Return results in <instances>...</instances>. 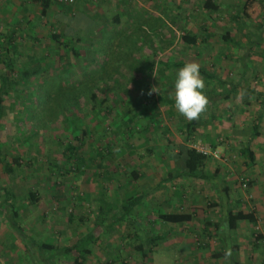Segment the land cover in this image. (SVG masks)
I'll return each instance as SVG.
<instances>
[{
  "label": "rangeland",
  "instance_id": "obj_1",
  "mask_svg": "<svg viewBox=\"0 0 264 264\" xmlns=\"http://www.w3.org/2000/svg\"><path fill=\"white\" fill-rule=\"evenodd\" d=\"M99 1L100 3L97 0H92L89 3L91 4L89 8L86 7L83 1L79 5L80 7L77 8V14L85 13L86 19L94 14H99L101 15L99 24H101L105 21V18L110 20L117 13L121 15V23L110 26L107 24L105 27L107 31H105L113 39L107 38L102 41L99 31L101 26L91 19L90 24L85 23L84 19L81 18L84 26L82 27L83 31H80V35H83V38L87 40L84 44L82 43L83 47L81 51L84 53L86 49L90 48V43L88 44L90 38L87 37L91 34V32L88 33L90 31L89 28H92L93 33L96 32L93 39H99V45H102L107 52L113 49L115 51L121 50L124 47L121 46L124 39L118 42L114 38H123L129 32H134L133 25L139 17L141 21H138L143 24V37L146 36L149 40L152 39L154 44L153 49H151V42L146 40L148 47L143 52L137 50L138 54H143L141 58L146 66L149 64L150 58H154L153 60H155L154 65L145 74L141 75V84L145 92L148 93V97L145 96L146 99L144 101L147 102L148 107L151 109L148 114H153L152 118L149 117L146 120L153 121L155 119L158 122L155 125L154 123L151 124L148 130L143 129V131L140 130L141 125L139 122L137 124L139 128H136L139 131L135 132L134 137L127 142V145L123 144L122 140L115 141L116 145L114 146L113 156L110 159L109 170L111 171V175L109 179H105L107 177L104 175L102 168L83 167L82 172L70 169L72 166L71 161L68 159L67 153H65L67 143L73 141V136L81 135L82 129L100 131L102 127H112L110 119L105 120L100 117H94L97 114L92 115L90 113V105L84 102L85 97L83 95H85V91L81 89L82 87L73 93L81 95L80 100H78L82 106L80 111L71 107L70 102H66L67 100L64 98V95L56 103L52 102L46 114L42 112L44 104L40 103V95L38 94L39 87L37 85L42 82L40 79L30 78L31 85L28 86L27 91L29 92L27 93L31 92L32 94H29V96L25 94L26 92H19L20 88L16 89L15 94L8 97L4 103V115L0 127V144L3 151L8 155L9 160L14 158L21 159V169L18 168L16 172L8 175L0 165V186L1 188L9 187L14 191L15 197L12 199V204L18 213L16 224L19 226V229H15L14 225L12 226L6 219V205L3 202L5 194L3 191H0V264H42L36 244L49 243L62 246L79 239L81 235L93 227L94 216L98 209L97 196L100 193H105L110 198L121 199L131 192L132 188L136 185L131 186L129 184L130 175L128 172L133 169L132 167L137 168L142 165L141 171L143 177L137 185H140L143 189L157 186L168 172L174 170L176 165L174 164V157L171 156L174 153L168 149V145L174 147L175 152L178 150V145L181 144L189 146L201 144L209 148L212 158L209 160L207 172L212 173L216 169L220 170L219 178L225 177L227 184L231 183L229 185L233 187L232 196L235 199V204H237L234 205L237 209L250 211L254 207L250 203L245 204L243 202L244 197L250 202L251 198L249 195H252V186L247 191L240 183L242 178L252 177L257 179L256 185L260 188L264 185V161L259 157H255L254 163H251L247 156L243 155L239 149L243 142V137L245 141L251 138L252 135L249 132L251 128H248L249 135L245 136L240 133V136H242L240 140L239 135H233L235 127H240L242 124L246 126L244 123L246 117L250 116L253 120L261 113V110H259L253 118L246 110L251 109L252 113L255 111L254 107H258L257 102L259 98L261 100L258 91L260 92L262 87H264V30L263 37L256 33L259 32V24L264 19H260V21L245 19L248 28L243 29V32L247 34L251 32L250 35L244 34L247 36L245 37L239 31L236 23L230 18L236 9L240 7L242 0H217V3L221 7L216 12H210L204 8L205 0ZM59 7H64V5H60ZM17 10L20 11L19 7L14 10L12 7L5 8L2 5L0 6V31H11L14 24L16 27V23H20L24 19L22 12H17ZM173 13L179 17H173ZM152 21L155 23L154 25ZM203 27H206L208 30L207 33L202 35V37L205 36V41L200 40L195 45H189L182 38L186 31L199 36L202 33ZM16 29L18 31L15 34V40L16 43L17 40L22 43L19 50L23 53H31L32 50L39 48L43 50L45 48V43L47 42V37L45 36L49 29L47 26L40 28L37 32V35L43 39L44 43L26 41L23 38V31L19 28ZM226 30L230 31V34L237 38V40L241 38L239 40V47L232 42H226L222 38ZM249 36L250 40H260L254 49H250V51L248 44ZM167 41H170L171 45L166 44ZM117 43L120 44L118 47ZM158 44H166V48L159 51L156 47ZM55 47L57 48L58 45H55ZM91 47V50L96 49L94 45H91ZM137 47L138 44L134 49ZM247 52L250 56L252 55L251 53H257V55L250 58L246 56ZM102 53L104 51L99 49L97 58L94 57L96 58L95 63L91 66L88 62H83L82 68L76 64H72L67 68L66 74H63L62 70L59 72L54 70L51 76H59L63 80L68 79L70 82L68 86L76 84L78 80L88 78L90 74L89 70L93 68L98 70V72L101 70L100 67L103 59H105ZM89 54L90 56H88L92 58L93 54L91 51H89ZM226 55L228 57H225ZM260 55L262 58L259 57ZM243 56H245V60L243 61L248 68L245 75L246 81H241V85L254 88L255 92L253 94L249 93L248 95L246 93L247 90L244 92V95H247L244 98L245 102L249 101V103H253V108L246 107L247 109H244V111H239L240 108H245V104L241 102V96H243L241 94L229 100V102H223L222 106L218 109L220 121L218 123H215V121L211 123L207 116L203 117L200 129L197 130L194 138L186 141V130L182 120L187 121V119L175 107V76H171L169 79L157 77V68L163 65L162 63L172 65L180 61L186 63L197 62L207 71L224 77V79L229 78V80L237 82L241 75L240 69L237 68L244 67L243 62L239 59ZM249 59L250 62L248 61ZM55 60H59V58H55ZM109 69L108 74H112V71ZM171 69L167 71V74L175 72ZM123 72L126 73L127 71L123 70ZM103 75L107 76V74ZM86 79L82 81L86 82ZM118 80L120 88L115 89L117 91L111 89V87H114L111 80L108 81L107 79L105 83L97 82L96 84L99 86L106 85L102 94H107L112 104H118V98H116L118 94H121L120 96L125 102H129L130 104L139 103L144 94L142 95V92L136 89L135 85L137 82L131 81V84L125 88L123 84L124 79L118 77ZM88 82L90 83L88 87L93 85L92 80L88 79ZM220 89L221 87L218 88V90ZM69 91L70 89H68ZM16 93L21 95L17 96ZM61 106H64L66 111L68 108V111L65 112L66 116H64L65 114H59ZM118 106L117 110L120 107L123 108L121 103ZM230 107L233 108L230 109ZM237 111L238 113H235ZM232 112L237 114L234 115L235 120L240 121L235 122L233 119H230ZM77 123L81 127L75 129L74 125ZM246 130V127H244L241 131ZM73 142V146H79L77 142ZM170 142L172 145L169 144ZM105 144H107L106 139L98 145L102 147ZM249 144L251 148L254 147L253 139ZM210 146H213V148ZM82 148H84L82 152H89V147L85 146ZM147 148H151L154 151L148 155ZM95 163L97 162L95 161L94 165ZM58 168L60 171L57 173L56 170ZM93 172H96V174H93ZM251 181L254 180L251 179ZM166 185L168 189H165V192L161 189L160 193H158L160 194L159 197L149 202L150 207L153 208L150 217L148 210L145 208L139 210L140 216L137 219L140 220L141 225L137 232L143 238L145 232L149 230L148 220L155 219L157 211L159 212L160 209L162 211L176 212L188 207L184 204L189 198L195 197L197 205H199L201 200L205 199L206 201H203L205 206L200 207L198 213V218L200 219V217L204 216L205 209L210 207L208 206V202L214 197L213 187L201 180L193 181V179L185 177L168 182ZM31 191H35L38 195L36 203H32L28 199L27 193ZM176 191L177 193H175ZM171 197H173V202L175 203L168 206L170 202L168 200ZM163 198L164 201H162ZM209 209L211 215L208 213L207 218L215 220L212 212L216 209L212 207ZM69 213L74 214L75 218L73 221H69ZM200 213H202V216H200ZM80 217L86 218V220L82 222L79 219ZM199 219L195 221L199 222ZM262 225L261 222L256 223L255 226L251 223H246L244 231L238 233L241 240L236 242H238L241 248L240 255L238 256L240 260H245L248 256L247 258L253 259L250 264H264V240L256 247L251 242L250 236L249 242L242 238L245 237V232L249 235V232L253 229L263 232L264 225ZM161 226L157 225V230L160 229L162 232H168L165 234H170L168 235L169 237L167 236V242L163 248L156 249L155 253L150 254V261L145 262L141 258V254L134 251L132 247L127 246L128 242L122 240L123 235L136 231L134 225L127 226V224H124L120 226L119 230H104L102 233L101 231L99 232L101 233L99 240L93 245V254L88 257L86 264H107L112 256L117 258L116 254L120 253L119 249H123L121 253L123 260H119L115 264H123V261H127V264H180L178 259L182 258V253L186 252L192 257L196 255H202L203 258L210 256V251L202 250V252L197 249V244H194L196 238L195 236L189 237V230H184L185 235L189 238L186 239L178 234V231L181 230L179 226L172 225L171 229L168 228L167 230L165 226ZM132 244L135 245L136 241L132 242ZM210 244L212 246L210 249L212 250L216 249L220 243L218 238L214 236L210 240ZM254 258L257 259L255 260ZM60 260L62 259H58L57 262L59 263ZM194 261L195 258L191 263L197 264ZM220 262L221 260H214L207 262V264H221ZM199 263L206 264L203 260ZM64 264L68 263L64 261Z\"/></svg>",
  "mask_w": 264,
  "mask_h": 264
},
{
  "label": "trees",
  "instance_id": "obj_2",
  "mask_svg": "<svg viewBox=\"0 0 264 264\" xmlns=\"http://www.w3.org/2000/svg\"><path fill=\"white\" fill-rule=\"evenodd\" d=\"M30 1L34 4H38L40 11L34 13L32 10L30 11V9L28 10L26 8V2H22L23 5H25V7L22 6V16H24V19L21 20L20 23H16V27L14 24L11 28V31H0V127L4 115V103L6 102L7 98L11 95H14L16 89L18 88H20L19 92H26L25 94L27 96L32 94L31 92L27 93L29 92L27 91L28 86L31 85L30 78L40 79L42 81L38 83L37 86L39 87L38 94L40 95V103L44 104H42L44 106L42 110L44 114L47 113L52 102L56 103L64 95V98L67 100L66 102H70L71 107H74L76 110L80 111L82 106L78 100H80L81 95L79 96L73 93L82 87L81 89L85 91V95H83L85 97L84 102L90 105V113L92 115L96 113L97 115H94V117H100L105 120L110 119L112 127H102L100 131L82 129L81 135L73 136L72 138L73 141L77 142L79 146L75 147L73 146V141L69 142L66 145L65 153H67L66 155L71 161L72 166L70 169L75 170L76 172H82L83 167L102 168L104 175L107 177L105 179H109L111 175V171L109 170L111 164L110 159L113 156V151L115 148L114 146L116 145L115 141L122 140L123 144L127 145V142L134 137L135 132L139 131L136 130L138 127L137 124L139 122L141 125V131H143V129L148 130V127H150L151 124L154 123L155 125L158 122L155 119H153V121L146 120L147 118L149 119V117L152 118L153 114H148L151 109L148 107L147 102L144 101L146 99L145 96H147L148 93L145 92L144 87L141 84V75L145 74V72L154 65L155 60H153L154 58H150V62H148L149 64L146 66V64L143 62V59L141 58L143 54H138L137 52V50L143 52L145 48L148 47V45H146L147 41L151 42L150 48L153 49V40H149L146 36L143 37V24L140 22L141 20L138 17L136 23L133 25L135 30L134 32H129V34H126L123 38H114V40L118 42L124 39V42L121 43L123 44L121 46L124 47L121 50L118 49L115 51L113 49L112 51L107 52V50H105L102 45H99V39H93L96 32L93 33L92 28H89L90 31L88 33L91 32V34L87 36L90 38V42H88V44L90 43V48H92L91 45H94L96 49L91 50L89 48L83 53L81 48L83 47L82 45L84 42L87 40L83 38V35H80V31L84 26V22L90 24L91 19L95 21L97 25L101 26L99 31L102 36V41L107 38L113 39V37L108 35L106 32L107 29L105 27L107 24H109V26L113 24H120V14L116 13L115 16H113V18L110 20L105 18V21L99 24V19L101 17L99 14H94L88 19L85 18V13H82L83 15L77 14V8L80 7L79 5H81L84 0H76L72 4L64 5V7H59L61 4H55L52 0ZM88 1L92 2V0ZM54 4L56 7L53 9ZM220 7L221 5L217 3V0H205L204 2V8L210 12L219 11ZM80 15H82V17H80ZM172 16L179 17L175 15V13H173ZM81 18L84 19V22H82ZM230 18L236 23L243 36L250 35L251 32H249V34L243 32V29L248 28L245 19L251 21H260V19H264V0H242L240 7L236 9L235 13L230 16ZM133 22H135V20H133ZM154 24L155 23L153 22V25ZM45 26H47L49 29L45 36L47 37V42L45 43V48L43 50L39 48L32 50L31 53H23L19 50V47L22 43L18 42V40L16 43L15 34L18 31L16 28H19L23 31V38L26 41L44 43L43 39L41 37L39 38L37 35V32L40 28ZM259 28V32L256 33L263 37L264 20L259 24ZM207 32L208 30L206 27L202 28V33L199 36L190 31H186L184 32L182 38L187 44L195 45L200 40L205 41V36L202 37V35ZM222 38L226 42H232L238 47L240 45L239 40L241 38L237 40V38L233 37L228 30H226ZM248 41L250 51V49H254L255 45H257L260 40H250L249 36ZM137 44L138 47L134 49ZM166 44L171 45V42L167 41ZM166 44H158L156 47L159 49V51H162L166 48ZM55 45H58V47L56 48ZM119 45L120 44L117 43V47ZM99 49L104 51L102 54L105 56V59H103V63L100 67L101 70L99 72L94 68L89 70L90 74L88 78H84L86 79V82H83L82 80L84 79H81L78 80L76 84H71L68 86V84H70L68 79L63 80L59 78V76H51V73L54 70L56 72L62 70L64 72L63 74H66L68 71L67 68H69L72 64H76L80 68H82L83 62H88L90 66L93 65L97 58L96 56L98 55L97 52ZM89 51H91L93 54L92 58L89 57ZM251 54L252 57L257 55V53ZM246 56L251 58L248 52L246 53ZM225 57H228V55ZM259 57L262 58L261 55ZM55 58H59V60H55ZM241 58L239 59L243 62L244 67L237 68L241 71L240 79L237 82L231 81L229 78L224 79V77H220L217 74L211 73L201 66V75L206 82V95L208 97L209 103L206 111L201 115L199 120H182L183 126L186 130V141L192 140L194 138L197 130L200 129V124L202 123L203 117L207 116L209 122L211 123L216 120L220 121V112H218V109L220 106H222L223 102H229V100H232L234 97H238L241 94L243 95L241 96V102L242 104H245V108H240L239 111L242 112L244 109H247L246 107L251 105L249 101L245 102L244 98L247 95H244V92L247 90L246 93L249 95V93L253 94L255 90L254 88L246 87V85H241V81H246L245 75L248 68L243 61L245 60V56ZM248 61L250 62V59ZM185 63L186 62L183 61L172 65L169 63H162L163 65H160L157 68V77L169 79L171 76H175L176 72L181 67H183ZM108 68H110L109 70L112 71V74H108ZM171 68L175 72L173 74H167V71ZM123 70H126L127 72L124 73ZM103 74H107V76ZM128 75L130 76L128 77ZM118 77L124 79L123 84L125 88L131 84V81L137 82L135 85L136 89L141 91L142 95L144 94V97H142L139 103L130 104L129 102H125V100L120 96L121 94H118L116 96V98H118V104L115 105L111 103L107 94H102V92L104 93V87H106V85L104 84L99 86L96 83H105V80H111L114 86L111 87V89L117 91L115 89L120 88L118 85ZM88 79L92 80L93 83V85L90 87H88L90 84ZM148 84L150 83L148 82ZM220 87L221 89L218 90ZM68 89H70L69 92ZM41 91L42 96L45 95L44 97L41 96ZM16 94L17 96L21 95L19 93ZM258 95L261 96V100L259 98L258 102L261 101L262 105H264V87H262L260 92L258 91ZM120 103L123 108L120 107V109L117 110V107H119L118 105ZM232 108L230 107V109ZM114 110L115 113L113 114ZM67 111L65 110L64 106H61L59 114H65ZM235 113H238V111ZM233 114L234 113H232V115ZM64 116H66V114ZM262 122H264V112L261 111L256 119L251 121L248 120L245 123L247 130L241 132L245 136L249 135V132L252 135L249 140L247 139L248 141L242 142L241 146L239 147L241 153L247 156L251 163H254L255 161V152L249 143L252 139L260 136V127ZM78 125L79 123L74 125L75 129L81 127ZM249 127L251 129L248 132ZM246 132L248 133L246 134ZM105 139L107 140V144L102 147L99 146L98 144H100ZM169 144L172 145L171 142ZM198 145L206 148L201 144ZM85 146L89 147V152H82L84 148L81 149V147ZM129 147L131 146L129 145ZM177 148L178 150L175 152L174 147L168 145V149L174 153L171 154V156L174 157V164L176 165L174 170L172 172H168L166 176L161 179V182L157 184V186L154 188L143 189L140 187V185H137L140 183L139 181L143 177V173L141 171L142 165L139 166L140 168L132 167L133 169L128 172L130 175L129 184L131 186H134L135 184L136 185L132 188L130 193H127L125 197L121 199L110 198L105 193H100L97 196L98 209L94 216L93 227L89 231L81 235L80 238L73 243L62 246L49 243L36 244L39 257H41L39 259L42 260V264H64V261H66L68 264H86L88 257L93 254V245L98 242L101 233L104 230H119L120 226L124 224H127V226L134 225L136 227V231L134 233L128 232L125 235L122 234V240L128 242L129 244L127 246L132 247L134 251L141 254V258H143L145 262L150 261V254L155 253L156 249L163 248V244L165 243L167 236L170 234H165L168 232H162L160 229V231L157 230V225H162L161 227L165 226L166 230L168 228L171 229L172 225H174L188 229L190 233L189 237L195 236L196 242L194 244H197L196 247L199 249V251H210V256H206V258L203 259L204 263L207 264V262L214 260H224L225 264H243L240 261H237V257L240 255V245L236 243V241H234L231 237L237 230L239 224L242 222L251 223L254 226L256 225L257 222L255 209L252 208L250 211H246L235 208L234 205L237 204H235V199H233L232 196L233 187L229 185L231 183L229 182V184H227L225 177L219 178L220 170L218 171L216 169L212 173L207 172L209 160L212 158L211 153L205 154L199 151L193 145L189 146L181 144L178 145ZM211 148H213V146ZM146 151L148 155H150V153H152L154 150L147 148ZM95 161L97 163L94 165ZM0 165L3 171L10 175L16 172L18 168L21 169V159L14 158L9 160L8 155L3 151L0 144ZM117 166L119 165L117 164ZM59 171L60 169L58 168L56 172L58 173ZM93 174H96V172H93ZM185 177L193 179V181L201 180L213 187L216 197L208 202V206L217 208L218 222L213 223L214 230H209V228L212 227V223L209 222V220H206V217H204L205 220H202L203 218L199 219L197 217L198 212L195 210L192 212L183 208V210L176 212H165L160 209L159 212L157 211V216L155 219L148 220L149 230L145 232L144 238L141 237L142 235L137 232L141 225L140 220L137 219L140 216L139 210L145 208L148 210V215L150 217L151 210L153 208L150 207L149 202H152L151 200L153 199V194L156 192L160 193L161 189L167 190L168 187L166 183ZM240 183L242 186L245 183L247 186L245 188L247 191H249V187H251L252 183L254 182L251 181V179L249 180V178H242ZM0 191H3L5 194L3 202L4 205H6V219L10 224H12V226L14 225L15 229H19V226L16 224L18 213L12 204V199L15 197L14 191L9 187L1 188V186ZM175 193H177V191ZM27 196L28 199L32 201V203H36L38 201V195L35 191L27 193ZM68 216L69 221H73L75 218L73 213H69ZM79 219L82 222L86 220V218L82 217ZM196 219H199V222H196ZM100 231L101 233H99ZM201 231H206L207 235H211L212 237L215 234L219 240V246H217L216 249L211 250L210 248L212 246L209 239H204L203 235H201ZM252 231V238L254 239L252 243L257 247L258 244L264 240V235L261 231H256L254 229ZM134 241H136L135 245L132 244ZM119 250L120 253L116 254L117 258L112 256L107 264H115L119 260H123L121 255L123 249ZM189 255L190 254H187V252L182 253V258L178 259V262L180 264H192L191 262L195 256L192 257ZM60 258L64 261L60 260L58 263L57 261ZM123 262V264H127V261ZM194 262L200 264L199 259L197 260L195 258Z\"/></svg>",
  "mask_w": 264,
  "mask_h": 264
},
{
  "label": "crops",
  "instance_id": "obj_3",
  "mask_svg": "<svg viewBox=\"0 0 264 264\" xmlns=\"http://www.w3.org/2000/svg\"><path fill=\"white\" fill-rule=\"evenodd\" d=\"M22 2H26V8L29 10L30 9V11L32 10V12H34V13H37V12H39L40 10V7H39V5L38 4H34V3H32L30 0H0V6L2 5L3 7H5V8H8V7H12V8H14V10H16V9H18V7H19V9H20V11L19 10H17V12H22L23 11V7L22 6H24L25 7V5H23V3ZM97 2L98 3H100V1L99 0H97ZM84 3H85V5H86V7L87 8H89L90 6H91V4H89V3H91L90 1H88V0H84ZM54 7H56V5L55 6H53V8ZM27 10V11H28ZM24 13V12H23ZM258 103V107H254V112H256V113H252V110L251 109H247L246 111H248L247 113L249 114V115H251V116H253V118H254V115H256L257 114V112H259V110H261L262 112H264V105H262V103L261 102H257ZM249 108L250 107H252L253 108V103H251V105H249L248 106ZM233 113V112H232ZM234 115H237V114H233L232 116H231V114H230V119L232 120H234L235 122L236 121H240V120H235V116ZM239 116H240V114H239ZM248 119H251L252 120V117H250V116H248V117H246V119H245V122L244 123H246L247 122V120ZM220 120V119H219ZM251 120H249V121H251ZM219 121H215V123H218ZM212 125H214V124H212ZM244 124H242V125H240V127L238 126V127H235L234 128V130H233V135L234 134H236V135H239L238 137H239V140H240V137H242V136H240V133L242 132L241 130H243V128L245 127V126H243ZM243 126V127H242ZM224 131H226V130H224ZM248 133V132H247ZM235 135V136H236ZM228 137H229V135H228ZM243 142H245V138L243 137ZM253 144H254V147L252 148L253 150H254V152L255 151H257L256 152V154H255V157H259V158H261L263 161H264V122H262V124H261V127H260V136L259 137H256V138H254L253 139ZM259 152V153H258ZM260 153H262V154H260ZM263 165H264V163H263ZM249 179H253L254 181V183H252V184H254V185H252V187H251V191H252V195H249V197L251 198H249L248 196V199H250V202H248L247 200H246V198L244 197V200H243V202L245 203V204H251L252 206H254L253 208L255 209V212H256V222H257V224L258 223H260L261 222V224H263L264 225V185H262V187L260 188V187H258L257 185H256V182L258 181L257 179H255V178H252V177H249ZM211 186V185H210ZM162 191H164L165 192V190H162ZM214 193V197L212 198V199H214L215 197H216V195H215V192H213ZM163 194V193H162ZM159 195L160 194H158V192H156V193H154L153 194V199H155V198H157V197H159ZM202 199H204V198H202ZM211 199V200H212ZM173 197H171L169 200H168V206L170 205V204H172V203H175V202H173ZM205 200V199H204ZM204 200H201L200 201V203H199V205H197L196 204V198L194 197V198H189V200L187 201H185V206H188L186 209L187 210H189V211H196V212H198L199 213V211H200V207H203V205H204ZM162 201H164V198L162 199ZM206 201V200H205ZM247 202V203H246ZM202 204V205H201ZM201 205V206H200ZM205 206V205H204ZM206 208V207H205ZM210 208V207H209ZM208 207L205 209L206 211H205V213H203V215L204 216H202V213H200L201 215L200 216H202V217H200L202 220H205V218L204 217H206L207 218V215H208V213H209V215H211V212H210V209H209ZM213 209H216L215 211H213L212 213H213V215L215 216V220H212L211 218H207L206 220H209V222H211L212 223V227H210L209 228V230L210 231H212V230H214L213 229V223H215V222H218L217 221V219H218V212H217V208H213ZM180 210H183V208L182 209H180ZM247 211V210H246ZM166 212V211H165ZM202 212V211H201ZM198 215L199 214H197V217H198ZM248 225V224H247ZM262 225V226H263ZM191 226V225H190ZM180 227V226H179ZM244 227H246V222H242V223H240L239 224V226H238V228H237V230L233 233V235H232V239L234 240V241H238V240H241V238H240V235H238V233H240L241 231H244ZM181 228V230H179L178 231V234L180 235V236H183V238L185 237L186 239H189L186 235H185V232H184V230L186 229V228H182V227H180ZM248 228V227H247ZM188 230V229H187ZM183 231V232H182ZM252 230H251V232H249V235H248V233L247 232H245V237H242V235H241V237L246 241V240H248V242H249V236L251 237V242H253V235H252ZM214 234V233H213ZM201 235H203V237H204V239H209V241L210 240H212L213 238H214V236H215V234L213 235V237L210 235V236H208L207 235V232L206 231H201ZM215 238H217V236H215ZM167 241L165 240V243H166ZM165 243L163 244V246L165 245ZM236 243H238V242H236ZM240 250H241V248H240ZM207 257H209V256H207ZM248 257V256H247ZM246 257V259L245 260H240V258H238L237 257V261H240L241 263H243V264H250L252 261H253V259L252 258H247ZM194 258H196L197 260L199 259V261L201 262L204 258L202 257V255H197V256H195ZM255 260L257 259V258H254ZM254 260V261H255ZM221 264H224V260H221V262H220Z\"/></svg>",
  "mask_w": 264,
  "mask_h": 264
},
{
  "label": "clouds",
  "instance_id": "obj_4",
  "mask_svg": "<svg viewBox=\"0 0 264 264\" xmlns=\"http://www.w3.org/2000/svg\"><path fill=\"white\" fill-rule=\"evenodd\" d=\"M174 101L178 112L188 121H196L206 111L209 100L201 65L187 62L175 74Z\"/></svg>",
  "mask_w": 264,
  "mask_h": 264
},
{
  "label": "built area",
  "instance_id": "obj_5",
  "mask_svg": "<svg viewBox=\"0 0 264 264\" xmlns=\"http://www.w3.org/2000/svg\"><path fill=\"white\" fill-rule=\"evenodd\" d=\"M55 4H61V5H68V4H72L74 3L76 0H52ZM195 147L205 153V154H210L211 152L209 151V149L207 148H203L202 146H199V145H195ZM243 187H247L246 184L244 183L243 184ZM263 235H264V231L262 232Z\"/></svg>",
  "mask_w": 264,
  "mask_h": 264
}]
</instances>
